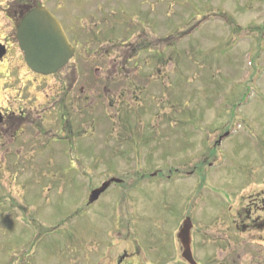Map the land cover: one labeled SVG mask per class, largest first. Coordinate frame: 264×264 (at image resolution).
I'll use <instances>...</instances> for the list:
<instances>
[{
	"label": "rangeland",
	"instance_id": "rangeland-1",
	"mask_svg": "<svg viewBox=\"0 0 264 264\" xmlns=\"http://www.w3.org/2000/svg\"><path fill=\"white\" fill-rule=\"evenodd\" d=\"M10 2L0 0V39ZM21 3L49 8L95 54L145 53L109 79L93 59L70 90L68 68L35 76L18 50L0 61V105L33 110L17 137L0 135V264H161L186 216L193 237L214 239L200 241L208 257L214 247L223 258L227 236L229 264H264L259 234L233 219L264 186V0Z\"/></svg>",
	"mask_w": 264,
	"mask_h": 264
},
{
	"label": "flooded vegetation",
	"instance_id": "flooded-vegetation-1",
	"mask_svg": "<svg viewBox=\"0 0 264 264\" xmlns=\"http://www.w3.org/2000/svg\"><path fill=\"white\" fill-rule=\"evenodd\" d=\"M24 6L21 3V0H12V3L10 2L8 4V6L4 9V18L6 21H8V27L11 28V32H9V30L7 29V32L5 33V36L3 38L0 39V52L3 51L1 54H3L0 57V61L5 60L6 58L10 57V54H12L14 57H16V55H18L15 50L19 51L20 54H22V51L19 47L17 38H16V31H17V26L19 24V22L22 19L23 14L26 12L27 9H29V7L24 8ZM111 14V15H110ZM110 15V16H109ZM109 15L105 16V20L110 21V17H112L113 15L115 16L114 11L109 12ZM114 18V17H113ZM114 21V26L116 27V23H115V19ZM110 25H113V23L108 22ZM63 30L65 32V34L68 37L69 42L71 43V45L74 47V54L73 57L71 58V60L67 63V65L63 68V70L65 69H69L70 72V76H65L64 77V84L69 85L68 89L70 90L72 87H74V74L75 73H79V75L85 79H87L88 74L90 72V67L88 65L91 64V62L93 61V59H100L101 60V66H97V65H93V72L95 71V75L97 76V79H109V78H117L119 76V71H116L118 66H120L118 59H117V54L115 53V51L113 52L111 46H110V50L107 49L104 51L97 52L96 54L94 53V47L91 46L89 41H84L82 43L80 42H75L73 40V37H71L72 34L69 33L67 27L65 26L64 23H61ZM114 28V27H113ZM144 30V29H143ZM144 36V33H143ZM142 36V37H143ZM143 42V40H142ZM110 45H115V43L113 42V40H109ZM83 44V45H82ZM130 47V46H129ZM138 48V46H135ZM80 48V49H79ZM134 48V47H133ZM141 49V55H143L145 53V50L142 49V46L140 47ZM15 53V54H14ZM110 53L112 54V58H110ZM129 55L128 56H124V61H122L121 65H123V69H126L130 63H131V59H133L134 57V53H133V49L132 51L128 52ZM23 56V54H22ZM106 57L110 58L109 63L115 65V67L111 68L114 69L116 72H111L109 77L107 75V70L104 69L105 65H104V59ZM16 59V58H15ZM14 59V60H15ZM24 60V59H23ZM84 61H86V64L83 63ZM25 62V61H24ZM26 64V63H25ZM81 64V66H79ZM27 66V65H26ZM28 68V67H27ZM28 70L30 71V73H32L35 76H39L36 73H34L33 71H31L29 68ZM125 72V71H123ZM103 74L105 76H103ZM99 75V76H98ZM107 75V76H106ZM43 78V76H40ZM79 78V77H78ZM72 79V80H71ZM80 79V78H79ZM63 89V88H62ZM77 93V92H76ZM69 94H71L69 92ZM72 95V94H71ZM83 95V93H82ZM86 102H83V105L80 106L79 111H78V115L79 116H83L84 114L88 113L87 109L88 107H90V102H87V98L85 96H82ZM34 99V97H33ZM31 99L29 100L30 102V106L33 105L34 100ZM12 101H10L6 106L4 105H0V135L4 132H7V130H11L12 136L11 139L13 140L15 137L18 136V129L22 128L21 132L23 131V127L25 126V122H24V118L30 116V114L33 112L32 109L30 108H23L21 106H19L18 109H12L10 108ZM26 107V106H25ZM65 111H62V116H60V122H62L63 118L65 117L64 115ZM67 115L68 112L66 111ZM37 127L35 126V129ZM38 131H41V128L38 129ZM37 131V132H38ZM20 132V133H21ZM40 133V132H39ZM60 139V138H59ZM61 141H64L63 138L60 139ZM219 143V142H218ZM264 178V177H263ZM259 184V180L257 185H255L256 187H259L258 191H256L254 194H249L248 197L246 198V205L241 206L238 211H236V215L234 218L237 219L235 224L236 228H240L241 231H239L240 233H251L252 231H256L259 236H257V239L260 241L259 244L264 246L262 244V241L264 242V186L261 188V186L258 185ZM241 197L245 196V195H240ZM188 218L187 216L185 217V219ZM190 220V218H189ZM191 221V220H190ZM240 225V226H238ZM192 228H193V224L191 222V229H190V249H191V255L195 261V264H229L228 262V258H229V248H228V237H225V244L223 245V258H219L218 256L214 255V247H211V251L212 252V256H207L205 255L203 252V250L205 248H200L199 245H203L200 243L201 242H207L208 244L213 245L214 244V239L213 238H206V237H199V236H192ZM262 233V234H261ZM169 239V238H168ZM177 239V247H176V251L177 253H175L174 248H175V242L173 244V246L171 248H168L169 252H167L166 256L163 258L164 261L161 264H181V260L184 261L183 257H182V253H183V247L181 245V240L176 237ZM172 241L174 240V237H171ZM212 240L213 243H211L210 241ZM205 243V244H207ZM211 254V253H210ZM204 255L206 256V258L204 257ZM264 255V252H263ZM125 256H120L118 259L119 264H121L122 262H124L125 260ZM185 262V261H184ZM186 264H188L187 262H185Z\"/></svg>",
	"mask_w": 264,
	"mask_h": 264
},
{
	"label": "water",
	"instance_id": "water-1",
	"mask_svg": "<svg viewBox=\"0 0 264 264\" xmlns=\"http://www.w3.org/2000/svg\"><path fill=\"white\" fill-rule=\"evenodd\" d=\"M16 38L24 55L27 66L35 73L50 75L64 67L74 54L59 21L44 6L30 9L17 26ZM0 52V57L3 55ZM112 178L91 191L89 203L98 199L111 182ZM191 224L189 218L178 233L183 247L182 257L190 264H195L189 246Z\"/></svg>",
	"mask_w": 264,
	"mask_h": 264
},
{
	"label": "trees",
	"instance_id": "trees-1",
	"mask_svg": "<svg viewBox=\"0 0 264 264\" xmlns=\"http://www.w3.org/2000/svg\"><path fill=\"white\" fill-rule=\"evenodd\" d=\"M142 49L143 50H145V44H144V46H142ZM134 51L137 53V50L135 49V48H133V53H134ZM135 54V53H134ZM138 56H141V49L138 51V53H137V57ZM144 58H142V60H143ZM133 68H137L138 67V62H133Z\"/></svg>",
	"mask_w": 264,
	"mask_h": 264
}]
</instances>
